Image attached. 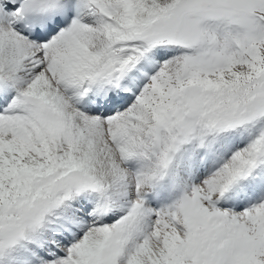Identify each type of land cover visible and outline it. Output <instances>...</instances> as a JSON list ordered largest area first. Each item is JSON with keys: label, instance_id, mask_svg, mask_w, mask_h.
Listing matches in <instances>:
<instances>
[{"label": "snow or ice", "instance_id": "obj_1", "mask_svg": "<svg viewBox=\"0 0 264 264\" xmlns=\"http://www.w3.org/2000/svg\"><path fill=\"white\" fill-rule=\"evenodd\" d=\"M0 264H264V0H0Z\"/></svg>", "mask_w": 264, "mask_h": 264}]
</instances>
